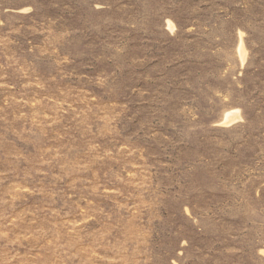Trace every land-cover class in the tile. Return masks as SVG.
Returning a JSON list of instances; mask_svg holds the SVG:
<instances>
[{
    "label": "rangeland",
    "instance_id": "obj_1",
    "mask_svg": "<svg viewBox=\"0 0 264 264\" xmlns=\"http://www.w3.org/2000/svg\"><path fill=\"white\" fill-rule=\"evenodd\" d=\"M0 264H264V0H0Z\"/></svg>",
    "mask_w": 264,
    "mask_h": 264
},
{
    "label": "bare ground",
    "instance_id": "obj_2",
    "mask_svg": "<svg viewBox=\"0 0 264 264\" xmlns=\"http://www.w3.org/2000/svg\"><path fill=\"white\" fill-rule=\"evenodd\" d=\"M229 115H231V114H229ZM235 115V114H234ZM237 117V116H236ZM227 120H228V118H226Z\"/></svg>",
    "mask_w": 264,
    "mask_h": 264
}]
</instances>
